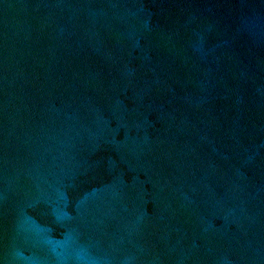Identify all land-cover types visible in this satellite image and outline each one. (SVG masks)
<instances>
[{"label":"water","instance_id":"1","mask_svg":"<svg viewBox=\"0 0 264 264\" xmlns=\"http://www.w3.org/2000/svg\"><path fill=\"white\" fill-rule=\"evenodd\" d=\"M0 264H264V0H0Z\"/></svg>","mask_w":264,"mask_h":264}]
</instances>
